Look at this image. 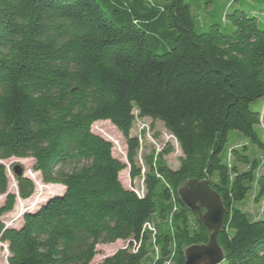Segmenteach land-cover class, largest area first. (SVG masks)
Returning <instances> with one entry per match:
<instances>
[{"label":"trees","instance_id":"1","mask_svg":"<svg viewBox=\"0 0 264 264\" xmlns=\"http://www.w3.org/2000/svg\"><path fill=\"white\" fill-rule=\"evenodd\" d=\"M113 1V13L130 15L126 23L117 24L99 0H0V160L33 158L43 183L64 187L25 212L21 227L6 226L3 216L17 198L34 194L35 183L15 175L17 194L9 192L0 163V241L8 244V264H152V233L144 226L155 218L168 226L169 216L173 231L156 238L153 264H184L185 249L207 244L211 234L178 196L190 179L208 180L227 209L218 264H264V103L251 107L264 98L258 17L236 9L225 16L231 31L217 23L198 33L186 0H162L166 7ZM164 24L174 40L158 54L150 41H159ZM145 117L164 123L182 156L177 169L163 159L172 148L147 156L139 196L120 173L129 164L131 180L142 176L131 130ZM99 121L125 137L128 164L93 132ZM231 131L234 145L225 153ZM240 140L247 144L236 146ZM69 163L76 164L71 171ZM251 192L257 213L244 210ZM118 240L130 244L93 263L99 244ZM132 240L142 241L137 252Z\"/></svg>","mask_w":264,"mask_h":264},{"label":"rangeland","instance_id":"2","mask_svg":"<svg viewBox=\"0 0 264 264\" xmlns=\"http://www.w3.org/2000/svg\"><path fill=\"white\" fill-rule=\"evenodd\" d=\"M103 7L112 15L113 20L121 25L127 22L130 15L124 11L123 14L113 13V8L111 3L113 0H99ZM151 3L154 0H149ZM187 3L192 5V13L195 17V30L198 33L204 32L209 29L212 24H221L223 31H231L232 27L226 20V14L235 11L236 9H241L258 17L260 25L264 28V0H186ZM160 5L164 7L167 6V2L158 0ZM128 9L126 6H121ZM255 13V14H254ZM160 33L158 34L159 41L155 37H151L150 47L153 51L158 54H162L169 50L172 46L174 36L171 33V28L167 25H163L159 28ZM264 103V98L258 99L252 103L251 107L254 110H258ZM94 133L99 134L105 139L111 141L113 148V156L128 164L127 161V142L122 133L109 121H99L92 126ZM132 136H137L140 142V149L138 155V165L142 170V176L137 177L134 180L130 178V166L120 173V180L126 188L134 189L140 194L145 192L144 186V173L146 172V161L147 156L164 153L166 149L172 148V151L168 154H164L163 159L167 166L171 169H177L180 165V157L182 156L181 148L175 137L169 132L165 127L164 123L149 117L138 118L131 130ZM235 131L230 132V139L226 145L225 153L228 152L230 147L234 145ZM247 144L246 140H240L236 142V146L242 147ZM251 146V145H250ZM251 150L256 153L257 156H261L262 152L256 150L255 147L251 146ZM158 158V157H157ZM2 161V160H0ZM3 163L7 167L8 177H9V192L17 193V182L15 180V174L13 172L14 166L20 165L24 172L29 178H31L35 183V192L29 198L22 200L17 198V203L14 210L5 216H3V221L6 226L19 228L23 224V216L25 212L37 210L46 200L50 197L63 193L62 185H51L42 182L41 175L39 172H34L32 170L34 160L33 158H17L13 157L8 160H3ZM76 164L69 163L65 166L67 171H71ZM79 167L81 166L78 165ZM248 168L247 165H242L241 169ZM260 173H264V166L260 169ZM252 194L249 193L247 196L246 205L244 210L247 212L257 213L260 210V205L253 201L250 197ZM5 200V195L0 196V204H3ZM169 225L166 226L164 220H159L155 218L154 226L157 230L156 238L159 234L169 228L172 229L171 216L166 220ZM127 245V241L118 240L115 243L110 244H99L97 246L98 254L95 256L93 263H98L103 261L104 258L113 255L118 249ZM160 248L159 245L153 244L152 240V250L149 253V259L147 263H154L157 260L158 254L156 249ZM160 254V253H159ZM9 257L8 244L0 241V264H8L7 260Z\"/></svg>","mask_w":264,"mask_h":264},{"label":"water","instance_id":"3","mask_svg":"<svg viewBox=\"0 0 264 264\" xmlns=\"http://www.w3.org/2000/svg\"><path fill=\"white\" fill-rule=\"evenodd\" d=\"M0 163L4 164L3 161ZM13 172L17 176L29 177L20 165L14 166ZM178 196L211 232L207 244H195L185 249L184 264H218L224 259L223 250L218 243V235L226 227L227 216L221 195L208 180L190 179L179 188Z\"/></svg>","mask_w":264,"mask_h":264},{"label":"built area","instance_id":"4","mask_svg":"<svg viewBox=\"0 0 264 264\" xmlns=\"http://www.w3.org/2000/svg\"><path fill=\"white\" fill-rule=\"evenodd\" d=\"M136 191V190H135ZM137 192V191H136ZM137 194L139 196H143L144 193L140 194L139 192H137ZM144 229L148 230L149 232L152 233V239H153V242L156 244V234H157V230L154 226V223L153 222H146L145 226H144ZM124 241V240H123ZM133 241V244H132V251L133 252H137L138 249L140 248L141 246V243L142 241L141 240H132ZM130 244V241L128 240L127 241V245L126 246H123L121 248H127ZM157 251V254H158V257L157 259L159 258V248L156 249Z\"/></svg>","mask_w":264,"mask_h":264},{"label":"crops","instance_id":"5","mask_svg":"<svg viewBox=\"0 0 264 264\" xmlns=\"http://www.w3.org/2000/svg\"><path fill=\"white\" fill-rule=\"evenodd\" d=\"M51 185H55V184H51ZM56 185H58V184H56ZM63 189H64V187H63Z\"/></svg>","mask_w":264,"mask_h":264}]
</instances>
